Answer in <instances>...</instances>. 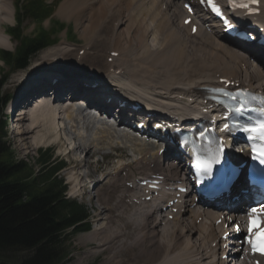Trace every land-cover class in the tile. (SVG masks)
<instances>
[{
	"label": "bare ground",
	"instance_id": "obj_1",
	"mask_svg": "<svg viewBox=\"0 0 264 264\" xmlns=\"http://www.w3.org/2000/svg\"><path fill=\"white\" fill-rule=\"evenodd\" d=\"M85 1L68 0L61 13L59 12L64 3L58 11V15L75 20L78 24L76 26H82L84 29L80 36L85 37L88 42L79 49V52L85 51L81 57V64H73L70 61L72 54L79 53H76L78 50L63 48L64 51L59 54L44 56L40 63L42 66H36H40L38 74H31L34 79L26 88L20 90L14 100L18 103L10 108L14 139L16 136L19 148L26 152V155L29 149L36 150L42 145H54L60 151L65 149V155L72 158L70 170L79 172L75 179L77 185L74 195L87 196L90 203L98 202L95 222L101 227L92 230L90 237L85 241L99 251L97 254H106L110 262L125 260L129 264H226L218 258L224 254L220 244L209 250V255L206 253L210 249L207 247L218 239L216 234L219 228L215 225L220 219L218 212L184 211V215L191 218L190 224L183 221L184 215H179L163 229L161 226L165 218L159 220L156 217L158 213L156 204L146 205L143 209H137L130 204L131 198L139 192L125 187V182L134 176L132 170L147 169L155 165L148 179L158 174L165 177V183H170L173 176L178 177L181 174L182 166L177 167L173 163L171 165L168 159L163 164L165 161L162 162L158 153L151 155L154 151L147 147V144L137 143L128 133L117 134L116 128L112 125L100 123L98 126L92 117L84 116V110L77 108L74 103L76 98L81 97L83 101H88L89 107L95 111L113 113L111 109H115L117 114L123 117L118 119L124 123L131 115H141V111L131 109L133 106L147 105L158 113L161 106L155 105L157 103H154V100L173 104L176 109H172L174 113L171 115L189 110L193 105L190 101L194 102V106L200 112L207 109L203 105L204 90L207 87H223L220 84L221 79H227L241 87L263 91L264 75L258 65L255 66L248 61L247 50H250V45L244 46L247 49L245 52L236 49L220 34L211 35L205 29V26L209 25V18L199 12L194 15L195 18L189 26H184L183 22L188 17L177 7L175 3L177 0H114L117 3L124 2L125 11L121 10L122 7L112 10V5L116 4L112 0H89L88 3ZM9 2L10 0H0V17L10 16L11 20L14 17ZM162 2L166 3L162 5ZM262 3L261 15L256 20L264 23V2ZM93 5L101 11V15L96 12L101 19L94 22L96 25H81L83 20H80V15L85 14L84 9ZM164 5L167 6V10L164 9ZM6 8L9 11H6ZM109 22L113 23L110 27L113 35H108L102 30ZM6 24L8 23L0 19V33L7 34L6 27V32L3 29ZM120 24L126 25V28L119 34ZM193 26L198 27L195 36L191 35ZM150 36L152 40L149 43ZM114 42L117 43V47H113ZM64 44L61 43V46ZM102 44L105 45V50L96 52ZM11 46L8 39L0 40V48L9 50ZM113 53L117 56H113ZM46 57L53 59L45 60ZM75 58L76 56H73L72 60ZM111 58V63H108L107 60ZM91 62L93 63L91 67L83 66ZM257 62L263 64L262 60ZM104 64L109 65V71H103L101 65ZM52 65L54 69L46 70L47 66ZM77 69L87 73L79 75ZM101 75L106 78L100 77ZM45 78L49 81L57 80V83L42 84ZM18 83L22 85V82L17 81L15 86H18ZM47 88H51L52 95ZM137 88L143 92L137 91ZM156 89L162 91L159 90L157 95L151 97L150 93ZM117 90H120V94L114 93ZM107 100H111L110 104L106 103ZM121 104H126V107L120 109ZM68 105L72 106L65 108ZM130 122L128 123L131 124ZM189 126L193 127L194 124ZM106 145L109 148H106ZM107 149H110V152H106ZM114 151L121 152V155H115ZM79 154L81 158L77 159L76 156ZM101 154L106 157L116 156L129 162L117 166L113 172H104L101 180H98L90 191L87 179L92 177V168L99 162L94 159ZM136 155L139 157L135 158ZM82 165L86 167V173H81ZM163 197L165 204L172 200L166 193ZM142 198L140 196L138 200ZM223 202L228 206L227 209L233 203L227 200ZM233 206L235 207V204ZM236 209H240V206ZM201 212L207 213L206 219L213 220V223L204 225L201 221L202 224L197 225L196 220L202 216ZM192 216L195 219H192ZM197 234L200 237L197 241H202L203 247H206L204 254L197 252L201 247L195 249L191 245V240ZM182 248H185L183 255L182 253L175 255ZM243 264L251 263L246 260Z\"/></svg>",
	"mask_w": 264,
	"mask_h": 264
},
{
	"label": "trees",
	"instance_id": "obj_2",
	"mask_svg": "<svg viewBox=\"0 0 264 264\" xmlns=\"http://www.w3.org/2000/svg\"><path fill=\"white\" fill-rule=\"evenodd\" d=\"M55 6L46 0H18L16 25L8 29L17 44L15 52L0 51V60L9 69L3 72L5 79L10 73L26 69L33 57L58 42L66 25L55 22L49 30L42 26L53 15ZM26 20L38 24L34 36H25ZM3 84L0 83V264H65L69 257L66 244L91 228L88 210L66 197L67 187L59 176L64 163L53 161L52 154L40 155L38 170L16 160L1 122V107L6 104ZM23 253L29 254L12 260Z\"/></svg>",
	"mask_w": 264,
	"mask_h": 264
},
{
	"label": "rangeland",
	"instance_id": "obj_3",
	"mask_svg": "<svg viewBox=\"0 0 264 264\" xmlns=\"http://www.w3.org/2000/svg\"><path fill=\"white\" fill-rule=\"evenodd\" d=\"M16 1H18V0H10V2H9L10 3L9 4L10 5V9L12 11V14H13L14 18H12L13 21L11 19L10 23H8V24L3 26L4 27L3 29L5 30V32H6V29L8 30L9 28L13 27L14 24H15V12L16 11L14 9V5L16 4ZM46 1L48 2V4L54 3L55 5L57 4V6H56V9L54 8V15L51 17L52 25L49 26L48 22H44V24L42 26L46 30H49L54 25L55 22H60V23L66 24L68 26L69 30H70L69 37H67L66 33L63 32L60 35V38H59L58 42L55 45L51 46L50 48H48V49L40 52L39 54H37L32 59V61L30 63V66L26 70L13 73L10 77H8V79L6 81V84L2 88V93L8 99V102L9 101L11 102V101L15 100L16 97H17V94L20 92V90L26 88L28 83L34 79L32 75L38 74V69H39L40 66H42V65H40V63L42 62V59L45 58L44 56H46L48 54H59L63 50V48H67V50H78V51H76V53H78L79 49H81L83 46H85L86 42H88L85 39V37L81 38V36H80L81 32L84 30L82 26L81 27H77L78 24H77V22L75 23V20H73V19H65V18L61 17L60 15H58V11H59L60 6L64 3L61 6V9H60L59 13H61V11L65 8L66 2L68 0H66V1L65 0H46ZM87 1H89V0H86L85 3H88ZM112 1H114V0H112ZM148 1H150V0H148ZM120 2L117 3V2L114 1V4L115 3L116 4L112 5V10L121 9V7H122L121 10L124 9V11H125L126 6H125L124 2H122V1H120ZM179 2H180V0L175 2L178 5V7H179V4H178ZM108 3H109V1H108ZM163 3H166V2H162V5H163ZM118 6H120V7H118ZM165 6L166 5H164V7ZM86 9H84L85 14H82L83 16L80 15L81 16L80 20H83L81 25H83V26H89L91 24L92 25H96L97 23H94V22L95 21H99L101 19L100 17L97 16V14L101 15L100 14L101 11L98 9V7H96L94 5L92 7L86 8ZM96 12H98V13L96 14ZM94 13L96 14V16L93 15ZM112 25H113V23L109 22V24L107 26L103 27L102 30L104 32H106V34L108 33V35H110V34L113 35V30L110 29V27H112ZM116 26H117V24H116ZM119 26H120V29H119V34H120V32L125 30L126 25L122 26V24H120ZM5 27H6V29H5ZM38 27H39L38 24L35 26V24L32 23V20L25 21L24 24H23V30H24L25 36H27V37L34 36L35 33H36V29ZM132 34H134V33H132ZM102 35H104V33H102ZM116 35H118L117 32H116ZM151 40H152V36H150V38H149V43L151 42ZM10 41H11V45H12L11 48L9 50H7V49H5V50L10 51V52H14L15 44L12 42L11 39H10ZM61 43H65V44L63 46H61ZM116 45H117V43L114 42L113 43V47H115ZM2 49H4V48H0V50H2ZM104 50H105V45L102 44V46L100 48H98V50L96 52L104 51ZM78 54L81 55L82 52L81 53L79 52ZM78 54L77 55H73L72 54V57L70 58V61H72L73 64H81L80 60H78L77 58L72 60L73 56L77 57ZM69 56L70 55H68L67 58H69ZM56 58L60 59L61 57H56ZM51 59H53V58L46 57L45 60H51ZM48 63H50V62H48ZM93 63H94V61H93ZM93 63L92 62L89 63V64L85 63L83 66L88 68V67H91V65H93ZM102 63H104V62H102ZM108 63H110V62H108ZM37 65H40V66L36 67ZM101 66L103 67V69H104L103 71H105V72L110 70L108 68V66H109L108 64H104V65H101ZM53 67H54L53 65L52 66H47L46 70L54 69ZM76 71L79 72V75L83 74V73H87V71H82L80 69H77ZM2 72H7V67H5L3 62L0 61V80H4ZM17 81L22 82V85L20 86V84L18 83V86H15V82H17ZM24 82H26V83H24ZM44 82H45L44 84H46V83L49 84L50 83L48 81V78L47 79L45 78ZM128 87H132V85L128 86ZM161 87H158V88H161ZM147 88L150 90L149 87H147ZM47 89L51 90V88H47ZM159 90L162 91L161 89H156V91L150 93V96L153 97L152 95H157V93L160 92ZM137 91L143 92L142 90H140V88H137ZM49 92H52V91H49ZM164 92H167V91H164ZM128 93H130V91H128ZM138 93H140V92H138ZM141 95H144V94H141ZM165 97H167V96H165ZM159 101H161L162 103L164 102L162 100H159ZM3 121L6 124V130H7V134H8V142L11 145L12 151L15 154V157L17 158V160L18 161H23L26 164H28L30 167L35 168L37 170L38 169L37 160H38L40 154L45 152L46 150H47V152L52 153L53 157H54L53 159L57 160L58 162H63L64 163V169L59 173V176L64 179V181L66 182V185L68 186L67 197L69 199H71V200H75L78 203L84 205L89 211L88 222H89V225L91 226V229H90L89 232L81 233V234H77V235L73 236L71 238V240H69V242L66 244L67 252H69V257L67 258L65 264H129L125 260L123 262H121V260H118V261L112 263V262H110L108 260L106 254L105 255L97 254V252H99V251L94 249L93 248L94 246H91L90 243H88V244L86 243L85 240L90 237V232L92 230H96V228L99 229L101 227V226L97 225V223L95 222V215H96V210L98 208V202L97 201H95V202L93 201V203H90L89 202V198L87 196L86 197H82L80 195L79 196L74 195V191L76 190L75 186L77 185L75 179H76L77 175H79L78 174L79 172H78V170H76V171L70 170V167H71L70 164L72 162V158L69 157L68 155H65V149H62L60 151L57 146H54V145H42L39 149H36V150L35 149L34 150L33 149H29V151H27V153H28L27 154L28 156H27L26 152H22L21 149L19 148L18 140H17L16 136H15V139H14L13 131H12V119L10 117H8L7 114H5V112H4ZM15 140H16V142H15ZM106 148H109V146L106 145ZM105 151L106 152H110V149H107ZM116 151L113 152L115 155L116 154L117 155H121V152L117 153ZM76 157H77V159H80L81 158V154L77 155ZM114 157H116V156H114ZM137 157H139V156L136 155L135 158H137ZM122 158H126V157H122ZM94 160L95 161H99V162H98L97 166H94V168H92V170H93V172L91 173L92 177L90 179H87V181L89 180V182H97L98 180L101 179V175L104 172L113 171V169L114 168L116 169L117 166H119V165H121L123 163H128L129 162L128 160L124 161V159H119L117 157L113 158V159H107L104 156V154L98 155ZM83 166L84 165H82L83 169H82L81 173H86L87 172L86 167H83ZM148 171L149 170H146V169H140L139 171H136L134 173L135 174L134 177H136V175L138 176L139 174L144 173V172L148 173ZM129 181L132 182L133 180L131 181V179H130ZM127 185H130V183L127 182L126 186ZM88 187H89V190L91 191V184H89ZM103 189H106V188H103ZM93 199H94V197L91 198V200H93ZM95 203H97V205ZM194 216H192L193 217L192 219H195ZM190 220H191V218H190L189 215H184L183 221H185L187 224H190L191 223ZM200 220H202V219H198L196 221L197 225H199L200 223L202 224V222ZM170 222H174V221H170ZM165 227L166 226H164V227L161 226V228H163V229ZM198 238H200V237H198V234L195 235V238H193L191 240V245L193 247H195V249L198 248V247H201V248H199V250L197 249L198 250L197 252H200V254L201 253L204 254L203 252L206 251V249H205L206 247L205 248L203 247V245H202L203 242L202 241H197ZM189 243H190V241L187 243V245ZM194 245H196V246H194ZM214 245H215V243H214ZM184 250H185V248H182V249L178 250V252H176L175 255L181 254ZM183 253H182V255H183ZM28 254L29 253H23V254H21L18 257H12V260L13 259L14 260H18L20 258L26 257ZM145 264H147V263H145Z\"/></svg>",
	"mask_w": 264,
	"mask_h": 264
},
{
	"label": "snow or ice",
	"instance_id": "obj_4",
	"mask_svg": "<svg viewBox=\"0 0 264 264\" xmlns=\"http://www.w3.org/2000/svg\"><path fill=\"white\" fill-rule=\"evenodd\" d=\"M204 0H201V3H203ZM253 4H258L259 0H251ZM209 3H212V0H209ZM240 7H248L246 4H241ZM212 10L216 12L217 14H220L221 10L218 8L215 4H212ZM239 112V109H237ZM262 113H264V109L261 110ZM245 132H252L254 129L250 128H244L243 129ZM260 136L262 139H264V122L260 124ZM187 143V141H185ZM225 145L221 143L217 150L216 153H214L209 161H206L202 165V170L206 174H210L212 172L213 166L216 164H219L221 162L222 154L224 152ZM255 152V149H254ZM253 159H258L259 163L264 165V151H262L258 156H253ZM199 160V158H198ZM254 173L255 169H252L251 172L249 173L248 179L249 181L254 179ZM240 173L236 169H231V170H221V176L224 179H227L230 182H235L236 179H238ZM249 215V227H248V233L249 238H248V243L252 245L253 252L256 253L259 251L261 255H264V209H261V211L258 213L257 208L253 207L251 208L250 212L248 213ZM236 230L240 231V226L236 225ZM259 232V243L257 240L253 239V236L256 235V232Z\"/></svg>",
	"mask_w": 264,
	"mask_h": 264
},
{
	"label": "clouds",
	"instance_id": "obj_5",
	"mask_svg": "<svg viewBox=\"0 0 264 264\" xmlns=\"http://www.w3.org/2000/svg\"><path fill=\"white\" fill-rule=\"evenodd\" d=\"M5 10L9 11V9H7V8ZM0 19H2L5 23L11 22L10 16L0 17ZM3 39H8L10 41L11 37L8 36V34H6V33H0V40H3Z\"/></svg>",
	"mask_w": 264,
	"mask_h": 264
}]
</instances>
